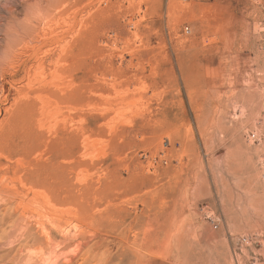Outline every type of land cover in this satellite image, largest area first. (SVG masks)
<instances>
[{
    "label": "rangeland",
    "instance_id": "1",
    "mask_svg": "<svg viewBox=\"0 0 264 264\" xmlns=\"http://www.w3.org/2000/svg\"><path fill=\"white\" fill-rule=\"evenodd\" d=\"M0 193V264H264V0H0Z\"/></svg>",
    "mask_w": 264,
    "mask_h": 264
},
{
    "label": "bare ground",
    "instance_id": "2",
    "mask_svg": "<svg viewBox=\"0 0 264 264\" xmlns=\"http://www.w3.org/2000/svg\"><path fill=\"white\" fill-rule=\"evenodd\" d=\"M1 194V193H0ZM21 240V239H20ZM31 242V241H30ZM35 243V242H34ZM30 247V246H29ZM34 248V247H33ZM13 250V249H12ZM29 257V256H28ZM36 258V257H35ZM33 259V258H32ZM34 260V259H33Z\"/></svg>",
    "mask_w": 264,
    "mask_h": 264
}]
</instances>
